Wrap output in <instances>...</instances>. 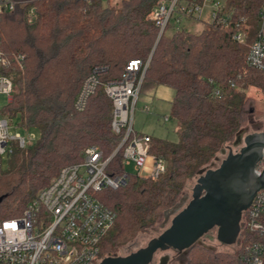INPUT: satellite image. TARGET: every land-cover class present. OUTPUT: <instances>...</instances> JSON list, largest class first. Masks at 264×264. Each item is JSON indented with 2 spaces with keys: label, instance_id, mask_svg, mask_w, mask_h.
I'll use <instances>...</instances> for the list:
<instances>
[{
  "label": "trees",
  "instance_id": "16d2710c",
  "mask_svg": "<svg viewBox=\"0 0 264 264\" xmlns=\"http://www.w3.org/2000/svg\"><path fill=\"white\" fill-rule=\"evenodd\" d=\"M260 1L230 0L229 6L236 20L244 16L257 25ZM16 2L13 10L0 12V50L9 61L2 73L14 82L2 113L19 116V125L36 129L38 138L16 149L0 172V221L21 215L60 168L79 162L88 146H98L105 157L112 154L122 136L112 130L113 104L103 83L120 78L129 61L150 57L144 81L175 90L171 116L181 125L178 140L151 141V152L167 160V171L157 180L132 173L118 189L97 193L117 214L102 243V255L112 252L160 221L178 203L186 182L233 142L254 114L256 92L264 91V71L246 62L255 36L238 42L234 24L214 23H204L199 33L178 28L158 36L151 13L159 0ZM96 65H106V73L79 111L75 98ZM123 170L119 151L107 171ZM247 240L235 255L194 245L184 264H245Z\"/></svg>",
  "mask_w": 264,
  "mask_h": 264
},
{
  "label": "built area",
  "instance_id": "2783aa9c",
  "mask_svg": "<svg viewBox=\"0 0 264 264\" xmlns=\"http://www.w3.org/2000/svg\"><path fill=\"white\" fill-rule=\"evenodd\" d=\"M229 2L159 0L151 18L159 28L158 36L172 20L180 23L183 19H195L222 26L234 24L233 36L238 42H244L246 36H255L246 62L264 71V0L260 1L257 25L244 16L236 20ZM16 4V0H0V12L13 10ZM30 14L31 20L33 10ZM149 61L150 57L146 61L131 60L120 78L103 83L113 104L112 130L122 136L116 149L105 157L98 146H88L79 162L60 168L56 177L27 203L21 215L1 220L0 264H99L104 258L102 243L113 228L117 214L97 193L108 188L118 189L126 184L132 173L157 180L167 171V160L151 152L152 137L136 131L133 126L136 102ZM8 64L6 55L0 50V95L7 97L6 104L14 93L12 78L2 73ZM106 69V65H96L84 79L74 101L77 110L86 108ZM215 94L220 93L216 90ZM5 105L0 106V172L8 166L16 149L27 148L38 138L35 133L23 135L15 131L20 125L2 113ZM164 119L167 121L169 117ZM119 151L124 170L111 174L107 171L108 164ZM245 236L248 237L244 246L245 264H264V188L243 211L239 245Z\"/></svg>",
  "mask_w": 264,
  "mask_h": 264
},
{
  "label": "water",
  "instance_id": "95a60500",
  "mask_svg": "<svg viewBox=\"0 0 264 264\" xmlns=\"http://www.w3.org/2000/svg\"><path fill=\"white\" fill-rule=\"evenodd\" d=\"M241 144L239 150L233 147ZM224 158L217 167L198 170L192 197L164 212V230L147 245L127 255H108L99 264H150L157 251L188 250L202 244V238L217 229L216 239L225 245L237 242L243 211L264 188V130L245 133L241 129L232 145L221 150ZM1 200V199H0ZM169 222V225L166 224ZM165 254L158 264H168Z\"/></svg>",
  "mask_w": 264,
  "mask_h": 264
},
{
  "label": "rangeland",
  "instance_id": "374dc122",
  "mask_svg": "<svg viewBox=\"0 0 264 264\" xmlns=\"http://www.w3.org/2000/svg\"><path fill=\"white\" fill-rule=\"evenodd\" d=\"M208 20V19H205ZM204 26V21L195 20V19H183L180 23H176L172 20L171 25L165 30L166 35H171L176 29H185L189 32L199 33ZM250 94L253 96V92ZM175 95V90L165 84H159L155 82L144 81L141 87L135 112L133 116V126L134 129L142 134H148L154 138L165 139L169 141H177L180 130V123L171 116V101ZM7 103V97L5 95H0V106H3ZM254 114L249 116L248 121L244 124L245 133H251L254 131L264 130V91L256 92V98L254 99ZM165 116H168L169 119L166 121ZM14 124H19L21 119L19 116L13 118ZM21 134L25 135L27 133H35L38 135L36 129L26 130L23 126H20L17 130ZM233 142L228 143L227 145H232ZM225 145V147H227ZM234 151L239 150L240 146L233 147ZM224 158L222 153H218L217 156L207 164L208 167H217L219 166L221 160ZM7 162V161H6ZM198 175L189 179L186 182L184 189L180 195V199L185 198L182 202V206H185L192 197V189L196 184ZM164 220V215L160 221H158L152 228L148 231L140 233L132 241L120 246L117 250L108 252L103 251V256L108 255H127L133 251L138 250L141 247L147 245L148 241L158 236L163 230L164 227L161 226ZM169 225V222L166 226ZM217 229H213L209 232L212 234V238L207 240L202 238L203 247L208 250L213 251L214 253H224L235 255L238 252L239 248V237L237 242L232 245H225L220 243L216 239ZM208 236V235H207ZM198 245V244H196ZM195 245V246H196ZM189 251V250H188ZM165 254L170 255V260L168 264H184L188 260V253H179L174 250L168 251H157L153 261L150 264H158L159 260Z\"/></svg>",
  "mask_w": 264,
  "mask_h": 264
},
{
  "label": "flooded vegetation",
  "instance_id": "af4514ba",
  "mask_svg": "<svg viewBox=\"0 0 264 264\" xmlns=\"http://www.w3.org/2000/svg\"><path fill=\"white\" fill-rule=\"evenodd\" d=\"M238 146H240L241 147V144H238L237 146H235V147H238ZM237 151V150H236ZM208 238H212V234H208V236H205V237H203V239H205V240H207Z\"/></svg>",
  "mask_w": 264,
  "mask_h": 264
}]
</instances>
